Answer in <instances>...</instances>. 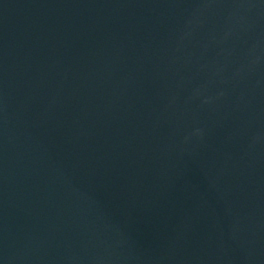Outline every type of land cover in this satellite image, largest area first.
Wrapping results in <instances>:
<instances>
[{
  "label": "water",
  "instance_id": "95a60500",
  "mask_svg": "<svg viewBox=\"0 0 264 264\" xmlns=\"http://www.w3.org/2000/svg\"><path fill=\"white\" fill-rule=\"evenodd\" d=\"M0 264H264V0H0Z\"/></svg>",
  "mask_w": 264,
  "mask_h": 264
}]
</instances>
